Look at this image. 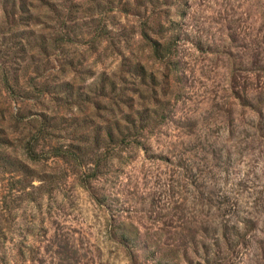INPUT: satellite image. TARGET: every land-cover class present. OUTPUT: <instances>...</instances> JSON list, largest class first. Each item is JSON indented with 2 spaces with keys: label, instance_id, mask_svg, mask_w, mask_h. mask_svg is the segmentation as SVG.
Listing matches in <instances>:
<instances>
[{
  "label": "rangeland",
  "instance_id": "obj_1",
  "mask_svg": "<svg viewBox=\"0 0 264 264\" xmlns=\"http://www.w3.org/2000/svg\"><path fill=\"white\" fill-rule=\"evenodd\" d=\"M158 259L264 264V0H0V264Z\"/></svg>",
  "mask_w": 264,
  "mask_h": 264
},
{
  "label": "trees",
  "instance_id": "obj_2",
  "mask_svg": "<svg viewBox=\"0 0 264 264\" xmlns=\"http://www.w3.org/2000/svg\"><path fill=\"white\" fill-rule=\"evenodd\" d=\"M128 11L130 12V10H128ZM176 25H177V22H175V21L171 22L170 24H160L159 22L157 23V28H159L158 33L165 34L166 32H168L170 35V39L167 43H162L160 41H157L156 39L153 40L152 43H153V47H154V53L158 58L168 59V58H171V56L175 53L176 49H175L174 44L177 41V38H179V33L177 32V30L179 28ZM143 27H144V35L146 36V35H148L147 34L148 32L146 29H151L153 27V24L152 23L150 24V22L148 20L146 22H143ZM135 70H137V72H141L140 71L141 69H138V67L137 68L135 67ZM63 85L67 86V85H69V83H64ZM101 85L102 86H100V87H101L102 91H104V89H106V86L104 84H101ZM120 239L122 241H124L125 244H127V245L130 243L131 245H128L130 247L132 246V242L135 241L131 236H129V234H127L125 232L120 235ZM134 247H136V245ZM143 248L145 250L147 249L146 247H143ZM157 264H170V263L167 261L158 259Z\"/></svg>",
  "mask_w": 264,
  "mask_h": 264
}]
</instances>
